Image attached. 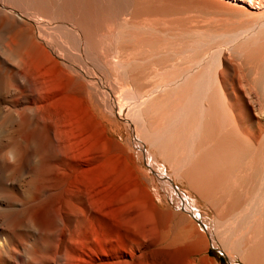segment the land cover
Here are the masks:
<instances>
[{
	"label": "bare ground",
	"instance_id": "1",
	"mask_svg": "<svg viewBox=\"0 0 264 264\" xmlns=\"http://www.w3.org/2000/svg\"><path fill=\"white\" fill-rule=\"evenodd\" d=\"M167 1L0 0V157L9 149L17 157L0 159V264H203L197 258L215 242L178 182L215 210L217 224L227 221L226 236H214L226 252L251 263L246 231L264 221V94L236 59L263 35L264 20L231 36H192L181 77L132 99L124 112L98 60H106L103 36L115 30L120 50L137 51L140 62L170 60L152 12ZM246 1L264 8V0ZM116 64L124 76L144 79ZM183 90L182 108L152 130L144 105ZM92 101L128 126L147 172L138 168L139 175L108 137ZM226 174L237 195L223 204ZM149 177L159 201L166 205L162 188L178 208L158 206Z\"/></svg>",
	"mask_w": 264,
	"mask_h": 264
},
{
	"label": "rangeland",
	"instance_id": "2",
	"mask_svg": "<svg viewBox=\"0 0 264 264\" xmlns=\"http://www.w3.org/2000/svg\"><path fill=\"white\" fill-rule=\"evenodd\" d=\"M212 1L213 0H211V2L200 0L188 4L187 0H169L160 4L156 3V8H159L160 10H156L154 7L152 8V12H156L157 14H154L156 16L155 18L160 20V25H158L159 29L163 32V37L159 38L164 40V42L162 41L163 43H159V46L162 45L163 48L167 47L166 49H163L164 51H162L161 48H154V52L158 53L160 49L163 53L168 52L172 57H170V60L168 61L156 60L153 62L154 64L140 62V56L137 51L122 52L120 50L119 46L115 43V30L106 32L103 36L102 47L103 55L106 60H101L100 58H98V60L103 64L111 82L116 83L115 85L117 89L115 91L118 98L122 99V109H124V112H127V105L132 99L140 100L145 96H149L152 90L156 87L174 83L181 77L180 71L184 70L186 67L184 55L185 50L188 47L194 48L192 36H197L199 34L216 37L231 36L244 32L248 28L251 29L254 25L258 24L259 21L264 20V8L251 4L246 0H214L227 5L231 9L227 7H217V4H213ZM174 3L175 5H172ZM157 11H160V13L165 12L161 14L163 17L161 15V17H159ZM169 13H171V15H169ZM167 14L169 16H167ZM157 16L160 19H158ZM165 20H169V24H167V21ZM100 35L102 37V34ZM219 42L217 44L221 45L223 41H221V43ZM209 46L210 43L205 42L204 50H210L211 48ZM137 55L139 57H134ZM116 60L125 65L130 64V67L129 65L127 66L129 72L132 74L144 73V79L132 80L124 76L121 73L119 65L116 64ZM236 61L244 67L243 72L246 80L249 82H255L256 86H258L259 90L264 94V33L259 39L251 41L246 46L243 56L240 59L237 58ZM234 76L236 77V74H234ZM236 88L237 84H234L232 89L236 90ZM175 96L176 97L171 95L170 97L169 94L164 95L163 97L161 96L164 100L161 102L160 106L154 105L152 99L144 105L143 114L152 130L157 131L159 128L165 126L173 115L182 108L186 100L185 91H180L179 94ZM90 106L97 120L107 127L108 137H112L114 140L122 144V151L124 154L131 157V160L134 161V169L137 173L139 174L138 168L147 172L148 169L133 148L132 134L130 133L128 126H125L124 123H120L118 119L107 114L99 103L92 101ZM157 111L159 112L158 115L156 114ZM262 124H264V122H262ZM16 138H19L18 140L20 141L22 140L20 137ZM149 150L150 148H148V151ZM165 171L167 175H170L171 172L168 166L165 168ZM228 176V174L222 175L220 184L221 188L218 190V195H220L218 198L222 200L223 204H225V201H231L232 198H235L237 195V188L230 184L231 179H229ZM149 178L150 182H147L146 186L148 187L149 192L156 198L158 206L162 210H167L168 206L178 208L175 200L171 199V197H165L167 193H165L161 187L160 192L162 193L161 195L163 196L166 205L159 201L155 195L156 191L154 187L156 186L151 180L152 177ZM174 185L176 186V190L178 189L182 195H185L188 206L191 207L194 215L200 221H203L202 224H204V227L211 232L213 236L212 238L215 242L214 245L203 248L204 252L201 257L197 258L198 261L200 258H203V264H264V221H255L256 223L251 221L250 223L252 226L250 225L248 227L249 230L246 231L248 233H246L245 237L246 241H248L247 243H249V248L251 247L250 255L252 256L250 260L251 263H249L246 259L242 258V256L228 254L222 243H219L220 240H216V237H214L216 232H218L219 235L222 234L223 238L226 236L225 233L228 228L227 221H220L219 224H217V213L215 210L201 201L196 192L192 191L186 182H178ZM201 186L202 185L200 184L198 185L199 188H202ZM228 188H230V190L233 189L229 191ZM225 197L227 199H225ZM219 235L216 234V236Z\"/></svg>",
	"mask_w": 264,
	"mask_h": 264
},
{
	"label": "clouds",
	"instance_id": "3",
	"mask_svg": "<svg viewBox=\"0 0 264 264\" xmlns=\"http://www.w3.org/2000/svg\"><path fill=\"white\" fill-rule=\"evenodd\" d=\"M0 159H6L9 164H15L17 160L15 150H7Z\"/></svg>",
	"mask_w": 264,
	"mask_h": 264
},
{
	"label": "water",
	"instance_id": "4",
	"mask_svg": "<svg viewBox=\"0 0 264 264\" xmlns=\"http://www.w3.org/2000/svg\"><path fill=\"white\" fill-rule=\"evenodd\" d=\"M227 262H228V260H227ZM229 264V263H228Z\"/></svg>",
	"mask_w": 264,
	"mask_h": 264
}]
</instances>
